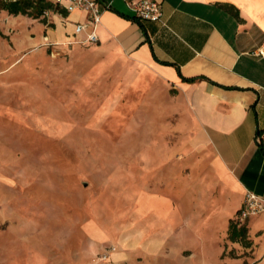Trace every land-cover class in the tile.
Returning <instances> with one entry per match:
<instances>
[{
  "label": "crops",
  "instance_id": "0c3cea01",
  "mask_svg": "<svg viewBox=\"0 0 264 264\" xmlns=\"http://www.w3.org/2000/svg\"><path fill=\"white\" fill-rule=\"evenodd\" d=\"M132 1L98 0L94 44L82 9L32 27L28 45L94 46L104 71L118 57L115 103L121 119L135 104L134 128L80 188L78 160L70 180L47 177L46 117L0 104V264H264V212L238 224L245 244L229 238L245 193L264 198V0H153L160 19L141 24Z\"/></svg>",
  "mask_w": 264,
  "mask_h": 264
},
{
  "label": "rangeland",
  "instance_id": "374dc122",
  "mask_svg": "<svg viewBox=\"0 0 264 264\" xmlns=\"http://www.w3.org/2000/svg\"><path fill=\"white\" fill-rule=\"evenodd\" d=\"M46 1L54 7L37 18L13 16L0 10V104L31 114V118L39 114L46 117V149L41 147L40 154L48 164L47 177L70 180L75 171L70 168V161L78 160L81 188L87 179L100 181L106 170L103 160L109 156L115 158L117 152L114 151L118 149L121 136L134 128L130 117L135 104H122L121 119L119 104L115 103L118 88L113 86L118 57L108 61L104 71L106 57L94 46L45 48L41 43L28 45L25 42L28 37L37 36L32 27L38 24L53 27L52 17L60 8L52 0ZM22 17L31 23L26 29L22 28ZM110 65L115 71H109ZM75 132L77 137H74ZM23 142L30 148L35 144L27 138ZM71 144L78 145L79 151H70ZM32 152L35 155L38 150ZM88 162L99 165L91 169L87 167ZM110 247L113 246H99L95 252L96 263H103L99 258Z\"/></svg>",
  "mask_w": 264,
  "mask_h": 264
},
{
  "label": "built area",
  "instance_id": "2783aa9c",
  "mask_svg": "<svg viewBox=\"0 0 264 264\" xmlns=\"http://www.w3.org/2000/svg\"><path fill=\"white\" fill-rule=\"evenodd\" d=\"M55 5L63 6L68 12L75 9H82L87 13L88 24L92 31L86 35L83 43L94 44L97 42L95 27L100 22L101 9L98 0H52ZM130 8L134 11L136 17L141 20L158 21L161 16L160 6L153 0H135L130 3ZM85 31V25H77L75 33L80 34ZM68 44H71L70 42ZM255 56L264 58V44L258 47L254 52ZM264 212V198L250 191L245 193L243 204L236 215L238 224H242L247 218ZM115 249L110 247L101 256L100 260L108 261L109 255Z\"/></svg>",
  "mask_w": 264,
  "mask_h": 264
},
{
  "label": "trees",
  "instance_id": "16d2710c",
  "mask_svg": "<svg viewBox=\"0 0 264 264\" xmlns=\"http://www.w3.org/2000/svg\"><path fill=\"white\" fill-rule=\"evenodd\" d=\"M58 7V5H55ZM54 6L52 3L47 2L46 0H0V10L6 11L8 14L16 15H25L28 17L37 18L42 15L45 10L52 9ZM125 18H128L124 16ZM130 20H133L141 24V19L138 17H129ZM185 81H191L192 79L183 78ZM245 235L246 231L243 227L238 228L237 219H233L229 226V238L232 241L239 240L245 244Z\"/></svg>",
  "mask_w": 264,
  "mask_h": 264
}]
</instances>
